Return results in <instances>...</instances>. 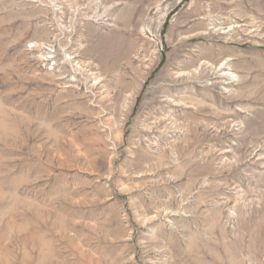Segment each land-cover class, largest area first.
I'll return each mask as SVG.
<instances>
[{"label":"rangeland","instance_id":"1","mask_svg":"<svg viewBox=\"0 0 264 264\" xmlns=\"http://www.w3.org/2000/svg\"><path fill=\"white\" fill-rule=\"evenodd\" d=\"M0 264H264V0H0Z\"/></svg>","mask_w":264,"mask_h":264}]
</instances>
